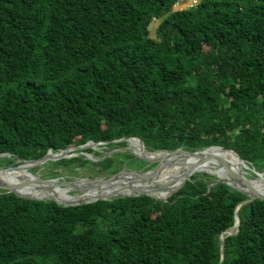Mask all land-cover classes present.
<instances>
[{
  "label": "trees",
  "instance_id": "16d2710c",
  "mask_svg": "<svg viewBox=\"0 0 264 264\" xmlns=\"http://www.w3.org/2000/svg\"><path fill=\"white\" fill-rule=\"evenodd\" d=\"M178 1L0 0V165L138 137L148 152L231 149L264 173V0ZM129 159L144 163H55L110 176ZM213 181L73 207L0 191V264H264L261 199L238 208L221 259L245 196Z\"/></svg>",
  "mask_w": 264,
  "mask_h": 264
},
{
  "label": "bare ground",
  "instance_id": "6f19581e",
  "mask_svg": "<svg viewBox=\"0 0 264 264\" xmlns=\"http://www.w3.org/2000/svg\"><path fill=\"white\" fill-rule=\"evenodd\" d=\"M192 3H190V5H192ZM197 3L198 2L194 3V5H196ZM190 5L189 7L194 6V5L192 6ZM131 141L134 142L137 141L134 139H130L128 141V143L132 145V147H130V150L133 154H139V155L146 154L149 156L148 159L151 158L152 160H158L164 157L166 160L175 158V159H179V161L174 163V165L171 168H167L161 171L160 174L157 175L156 177L145 179L150 181V183L146 181L140 182L141 179H136L134 175L120 174L111 183L99 184L97 182H93L92 184L89 185H84L80 183L77 185H73L67 189L58 186H52L51 188H47V186L44 184H34V181L38 182L37 180L39 178L33 176L32 174L19 173L20 167H22L23 169L24 168L27 169L31 167L26 164H20L19 167L15 166L18 168H13L8 170L0 169V183L5 185L8 184V185L16 186L17 192L28 194L37 198H43L44 195L46 196V198H55L60 202H66V203L92 201L97 197H105L114 193H117L119 195H127V194L132 195V194L146 192L155 198L166 199L172 194L174 190L177 189V187L183 181L185 175L192 170L193 171L201 170L209 175H213L217 177L218 179L227 180L228 173L225 169V162H226L231 168L232 173L234 174L233 176L240 177V179L236 177V181L239 182L240 180H242V183L239 184L240 186H242L244 190H250L253 193L254 192L264 193V179H259V178H257L256 180L248 179L245 176L246 173L240 170L241 168H243V166L245 167V165L239 159H236L233 156H231L227 150H224L220 147L217 146L210 147L206 150L199 152L196 156H190L186 154L167 155L166 152H160V153L148 152L146 149L142 147H137L133 145ZM95 146L97 145H91V149ZM212 149H219L223 154L227 156L228 160L225 159L220 153ZM208 152H214L217 155H219L220 157L218 158L219 160H208L209 158L213 157L209 155ZM54 153L55 152L52 151V154ZM71 157L73 156H70L68 158ZM200 159H205V160H202V162H200ZM207 164L215 165L214 169L210 171L208 169ZM160 180H164L165 181L164 184L160 186V188L155 187L153 183L160 182ZM24 182H29L30 183L29 186H22V183ZM74 191L78 192L77 195L75 196L70 194L71 192Z\"/></svg>",
  "mask_w": 264,
  "mask_h": 264
},
{
  "label": "water",
  "instance_id": "95a60500",
  "mask_svg": "<svg viewBox=\"0 0 264 264\" xmlns=\"http://www.w3.org/2000/svg\"><path fill=\"white\" fill-rule=\"evenodd\" d=\"M130 139H136L138 140L143 146V142L140 138L138 137H130V138H123V139H120V140H115V141H112L114 143H119V142H126L128 143V141ZM108 143H111V142H88L84 145H80V146H71V147H68L66 149H63V150H60L58 152H55L54 154H52V150H49L46 155H44L42 158L38 159V160H22L20 158H17L16 159V163H20V164H26L28 166H31V167H35V166H38V165H41V164H44L46 162H49L51 160H56V161H59L61 159H66L70 156H73L75 154H77L78 152L77 151H84V150H88V149H91V145H107ZM218 147V146H217ZM145 148V146H144ZM222 148V147H220ZM124 151H129L130 150V146L126 145L124 148ZM208 149V148H207ZM224 149V148H222ZM203 150H206V149H203ZM203 150H200V151H196V152H192V151H189L185 148H178V149H175V150H159V151H156V152H153V153H160V152H166L167 155H176V154H186V155H190V156H196L199 152L203 151ZM224 150H227V151H232L234 154H236L238 156V158L240 159V161L242 163H244L247 171H250L254 174H256L258 177H262L264 178V173H259L257 171H255L253 168H250L246 162L244 160H242L240 158V156L234 151V150H231V149H224ZM76 151V152H75ZM5 156H11L10 154H0V157H5ZM145 160V159H143ZM164 160L165 158L162 157L158 160H145L149 163H155L156 166L155 168L152 170V171H149L150 173L148 174H144V173H141L139 171H135V170H131V169H127V168H123L122 170H120L119 172L115 173V174H112L110 176H103V177H95L93 179H81V180H84L86 182H90V181H93V182H97V183H111L115 180V178L120 175V174H125V173H130L132 175H134L136 177V179H150L152 177H156L157 175L160 174V172L162 171L163 169V165L161 163H164ZM202 160H205V159H200V162H202ZM208 160H219L217 157H211L209 158ZM166 164H172V163H166ZM19 167V166H18ZM18 167H7V168H2V169H13V168H18ZM30 167V168H31ZM225 169L228 173V178L227 180H221V179H216L215 181H213L211 183V185H214L216 183H219V182H222V183H225L227 184L228 186H230L231 188H233L234 190H236L237 192L243 194L245 196V200H243L241 203H239V205L237 206L236 208V214H235V220L237 219V222H235V224L229 228H227L226 230H224L220 237H219V241H220V248H221V259L223 258L224 256V250H225V244H224V238H225V235H235L237 234L238 232V226H239V222H240V217L239 215L237 214V211H238V208L242 205V204H245V203H248V202H252L256 199H261V200H264V193H258V192H251L250 190H244L242 188V186H240V184L242 183V180H240L239 182L236 181V177L233 176L234 174L232 173V170L231 168L229 167V165L225 162ZM193 170L192 171H189V173H187L185 175V177L183 178V181L180 183V185L177 187L176 190H174L172 192L175 193L176 191H178L183 185L184 183L190 179V177L193 175ZM238 179H240V177H237ZM41 182H40V181ZM38 182H35L34 181V184H44L47 186V188H51L52 186H58V187H71L73 186L74 184H76V182L80 181V179H76V180H71V181H57V179H41L39 178L37 180ZM240 183V184H239ZM29 182H24L22 183V186H29ZM0 191L2 192H5V193H12L18 197H22V198H26V199H35V200H48V201H53L55 203H57L58 205H61V206H64V207H73V206H80V205H84V204H88V203H93V202H96V201H99V200H110L112 198H115V197H136V196H141V195H145V196H150L156 200H162L164 202L167 201V199H161V198H155L153 197L152 195H150L149 193H146V192H142V193H138V194H127V195H119L117 193H114V194H111V195H108V196H105V197H97L96 199L92 200V201H80V202H76V203H66V202H60L58 201L57 199L55 198H37V197H27V196H23L19 193H17L16 191V186L14 185H5V184H1L0 183ZM171 194V195H172Z\"/></svg>",
  "mask_w": 264,
  "mask_h": 264
},
{
  "label": "rangeland",
  "instance_id": "374dc122",
  "mask_svg": "<svg viewBox=\"0 0 264 264\" xmlns=\"http://www.w3.org/2000/svg\"><path fill=\"white\" fill-rule=\"evenodd\" d=\"M197 2H199V0H195ZM193 0H179L178 3L174 6L173 10L177 11V10H182V9H186L189 7L190 3H192ZM194 5V4H193ZM159 24V20H153L150 27H149V31H150V37L154 38L155 35H156V28ZM127 145L129 146V143H127ZM132 147V146H130ZM137 147H140V146H137ZM124 148V147H123ZM123 148H119V149H115V150H112L110 147H108L107 145H97L95 147H93L92 149H88V151L86 152H80V151H77L78 153L73 157H80L82 156L84 160H89V161H94V162H97L103 158H106V157H109L111 156L114 152H117V151H121V152H126L128 155H133L135 158L143 161L144 163H142L143 165L139 167V161H135L133 159H129L130 161H128L127 163H124V167L123 168H127V169H131V170H135V171H139L141 173H144V174H148L150 173L149 171H152L156 164L155 163H149L147 161H145L146 159L147 160H152L151 158H149L148 155L146 154H142V155H139V154H133L131 152V150L129 151H124ZM76 152V151H75ZM153 153V152H152ZM209 155L215 157V155L212 153V152H208ZM140 157V158H139ZM72 158V157H71ZM143 158L145 160H143ZM67 159V158H66ZM177 161H179V159H169V160H164V163H161V164H164L163 166V170L167 169V168H171L174 163H176ZM56 160H52V161H49V162H46L42 165H38V166H35V167H29V168H22L20 167L19 169V173L21 174H27V173H30L32 174L33 176L37 177V178H41V179H57V181H71V180H76V179H80V181L76 182V184L74 185H77V184H84V185H89V184H92L93 181H90V182H86L84 180H81V179H93L95 177H103L105 175H102L100 174L95 168H93L91 165L89 164H85L83 166L81 165H78L77 163L73 164L72 166H65V165H60V164H57L55 163ZM131 162V163H130ZM166 163H172L171 165L169 164H166ZM19 166L20 163H17ZM244 164V163H243ZM208 165V164H207ZM11 167H15V166H11ZM215 165L213 164H209L208 165V169L210 171H212V169H214ZM2 168H7L6 166H3V165H0V169ZM246 167L243 166V168H241L240 170L245 172V176L248 178V179H251V180H256L257 178L259 179H264L262 177H258L256 174L250 172V171H247V169H245ZM23 169V170H22ZM26 169V170H25ZM179 173V172H178ZM193 174L195 173H198V174H206L210 177H213L215 180L217 179V177L213 176V175H209L201 170H196V171H193L192 172ZM125 175H132L130 173H125ZM167 177V176H166ZM125 178V176H124ZM168 178V177H167ZM169 180H170V177H169ZM149 182L148 180H145V179H141L140 182ZM164 180H160V182H152L153 185L155 187H158L160 188V186H162L164 184ZM62 188H69V187H62ZM78 192H71L70 194L75 196L77 195ZM43 198H46V196L43 195Z\"/></svg>",
  "mask_w": 264,
  "mask_h": 264
},
{
  "label": "built area",
  "instance_id": "2783aa9c",
  "mask_svg": "<svg viewBox=\"0 0 264 264\" xmlns=\"http://www.w3.org/2000/svg\"><path fill=\"white\" fill-rule=\"evenodd\" d=\"M197 1H195V0H193V3H192V5L194 4V3H196ZM192 5H190V6H192Z\"/></svg>",
  "mask_w": 264,
  "mask_h": 264
}]
</instances>
